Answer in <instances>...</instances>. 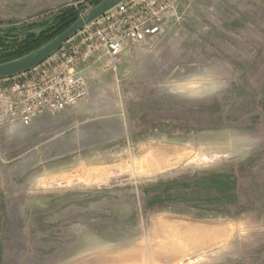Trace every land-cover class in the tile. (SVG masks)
Instances as JSON below:
<instances>
[{"label":"rangeland","instance_id":"374dc122","mask_svg":"<svg viewBox=\"0 0 264 264\" xmlns=\"http://www.w3.org/2000/svg\"><path fill=\"white\" fill-rule=\"evenodd\" d=\"M94 3L0 0V30ZM169 14L30 125L11 118L23 79L0 80V264H264V0Z\"/></svg>","mask_w":264,"mask_h":264},{"label":"built area","instance_id":"2783aa9c","mask_svg":"<svg viewBox=\"0 0 264 264\" xmlns=\"http://www.w3.org/2000/svg\"><path fill=\"white\" fill-rule=\"evenodd\" d=\"M181 1L126 0L85 27L46 62L17 76L23 81L11 89L16 98L11 118L27 126L41 116L63 112L84 101L89 87L79 65L98 53L107 69L117 72L124 53L153 44L162 36L169 13ZM78 36H84L86 54L73 44Z\"/></svg>","mask_w":264,"mask_h":264},{"label":"trees","instance_id":"16d2710c","mask_svg":"<svg viewBox=\"0 0 264 264\" xmlns=\"http://www.w3.org/2000/svg\"><path fill=\"white\" fill-rule=\"evenodd\" d=\"M100 4L103 0H93ZM80 19V11L75 7L65 8L51 21L11 25L0 30V64L15 61L41 49L46 44L68 30Z\"/></svg>","mask_w":264,"mask_h":264},{"label":"water","instance_id":"95a60500","mask_svg":"<svg viewBox=\"0 0 264 264\" xmlns=\"http://www.w3.org/2000/svg\"><path fill=\"white\" fill-rule=\"evenodd\" d=\"M125 1L126 0H104L92 10L87 12L84 17L82 16L68 30L41 49L33 52V54L31 53L23 58H20V60L17 59L12 62L0 64V80L15 78L43 64L81 30L91 25L97 21V19H100L102 16L106 15L108 12L115 9L118 5Z\"/></svg>","mask_w":264,"mask_h":264},{"label":"crops","instance_id":"0c3cea01","mask_svg":"<svg viewBox=\"0 0 264 264\" xmlns=\"http://www.w3.org/2000/svg\"><path fill=\"white\" fill-rule=\"evenodd\" d=\"M84 66V65H83ZM7 80H9V79H7Z\"/></svg>","mask_w":264,"mask_h":264}]
</instances>
